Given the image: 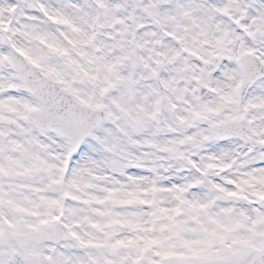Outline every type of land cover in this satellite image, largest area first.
<instances>
[{
    "label": "snow or ice",
    "instance_id": "6c2138e0",
    "mask_svg": "<svg viewBox=\"0 0 264 264\" xmlns=\"http://www.w3.org/2000/svg\"><path fill=\"white\" fill-rule=\"evenodd\" d=\"M0 264H264V0H0Z\"/></svg>",
    "mask_w": 264,
    "mask_h": 264
}]
</instances>
